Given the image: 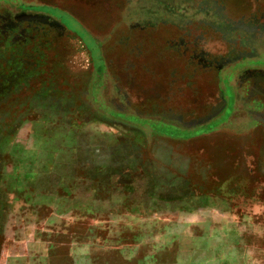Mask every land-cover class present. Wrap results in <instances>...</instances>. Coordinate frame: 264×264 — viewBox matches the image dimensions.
I'll use <instances>...</instances> for the list:
<instances>
[{
    "label": "rangeland",
    "instance_id": "1",
    "mask_svg": "<svg viewBox=\"0 0 264 264\" xmlns=\"http://www.w3.org/2000/svg\"><path fill=\"white\" fill-rule=\"evenodd\" d=\"M19 4L82 23L104 73L75 23ZM245 49L264 57V0H0V264H45L80 236L136 235L126 225L140 216L161 232L176 210L212 204L238 215L247 242L255 234L264 264V123L238 102L201 134L166 122L215 117L221 71ZM253 74L231 77L242 97ZM108 100L135 114L95 106Z\"/></svg>",
    "mask_w": 264,
    "mask_h": 264
},
{
    "label": "crops",
    "instance_id": "2",
    "mask_svg": "<svg viewBox=\"0 0 264 264\" xmlns=\"http://www.w3.org/2000/svg\"><path fill=\"white\" fill-rule=\"evenodd\" d=\"M176 211L173 222L161 232L150 230L153 225L159 229V221L149 227L148 219L140 216L126 225L141 229L136 235L120 238L115 234L104 240L94 234L90 242L80 236L65 255L58 251L47 255L45 264L59 256L68 264H263L257 237L253 234L246 241L244 224L229 208L212 204ZM94 226L99 225L95 222Z\"/></svg>",
    "mask_w": 264,
    "mask_h": 264
},
{
    "label": "flooded vegetation",
    "instance_id": "3",
    "mask_svg": "<svg viewBox=\"0 0 264 264\" xmlns=\"http://www.w3.org/2000/svg\"><path fill=\"white\" fill-rule=\"evenodd\" d=\"M10 7V6H9ZM12 9H18V10H25V11H44L47 14H49L50 16L56 18L57 20L61 21L62 23H64L66 26L67 24L62 21V18H67L69 21L75 23L77 25L78 28V32L82 33V35H84L85 37H87L92 45L94 46V50L96 52V63L98 64L97 67V72H101L104 73L105 70V66L103 63V59H102V55H101V44L102 42L97 40L91 33L90 31L84 27V25L82 23H80L78 20H76L73 16H71L70 14H68L66 11H63L59 8H52V7H46L48 9H51V11H46V10H42L44 8L38 7V6H21L20 4L15 6H11ZM59 12V13H58ZM63 14V15H62ZM68 28V26H67ZM244 32L250 31V30H254L253 28L250 29H242ZM190 35V34H189ZM241 54V59L239 61L233 62L229 65H227L224 69H222V73L220 76V81L223 84V88L221 90V94H222V100L224 102V105H222V109L221 111L213 118H211L209 121L200 123V124H196V123H185L181 118H171V119H166L168 122L169 126H178L179 128H182L184 132H186L184 134L185 137H189L193 134V132L197 134H201L203 133V131L206 128H211L214 129L218 126H220V124L226 120V117H228V115L233 112L235 104L238 102L244 109V113L243 115L246 118H250V119H255L260 121L261 123H264V119L261 118V113H264V57L262 55H260L256 50L251 49L250 51H247L246 49L243 50V52H239ZM247 71H252V73H254L253 75H251L250 77V81L256 82V87H254L252 89V91H256V92H249L247 96L242 97L240 95V90L242 89V86L244 85L243 79H241L240 81H236V85L232 86L231 85V77L234 75H238L237 78L240 79L241 77L247 76ZM262 83V87H258V84ZM252 88V87H251ZM255 95V97H253ZM251 99L256 100L255 102V106L253 109H246V106L248 108H250V101ZM241 100V101H240ZM257 100H261L262 102V106L258 108V101ZM95 106L103 112H111L113 110V112L115 114L118 115H127L129 119L130 115L135 114L133 111H131L129 109V111H126V107H124V104L121 103H116L115 100H111V101H107V103H101L99 101H94ZM252 105V104H251ZM120 106V107H118ZM224 106V107H223ZM125 108V109H124ZM161 120V119H160ZM165 121L162 120V122ZM148 122V121H147ZM145 125H149L148 123H145ZM156 125V124H153ZM149 127V126H148ZM162 127V126H161ZM189 131H192V133H189Z\"/></svg>",
    "mask_w": 264,
    "mask_h": 264
},
{
    "label": "trees",
    "instance_id": "4",
    "mask_svg": "<svg viewBox=\"0 0 264 264\" xmlns=\"http://www.w3.org/2000/svg\"><path fill=\"white\" fill-rule=\"evenodd\" d=\"M42 10H46V11H51L52 12V10L51 9H48V8H44V9H42ZM59 13V12H58ZM63 15V14H62Z\"/></svg>",
    "mask_w": 264,
    "mask_h": 264
}]
</instances>
